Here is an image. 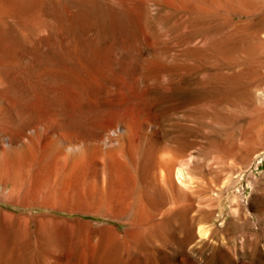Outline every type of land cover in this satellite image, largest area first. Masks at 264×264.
<instances>
[{"label": "rangeland", "instance_id": "1", "mask_svg": "<svg viewBox=\"0 0 264 264\" xmlns=\"http://www.w3.org/2000/svg\"><path fill=\"white\" fill-rule=\"evenodd\" d=\"M0 157V264H264V0H0Z\"/></svg>", "mask_w": 264, "mask_h": 264}, {"label": "bare ground", "instance_id": "2", "mask_svg": "<svg viewBox=\"0 0 264 264\" xmlns=\"http://www.w3.org/2000/svg\"><path fill=\"white\" fill-rule=\"evenodd\" d=\"M150 124V123H149ZM75 125V124H74ZM139 125H141V122H139ZM98 133L101 136L100 140H81L79 142H73L70 141L68 139H63V138H57L56 137V141L53 142L51 141V143H54L56 145L55 150L52 151L53 155H59L61 153L64 154V156H66V163L63 165V168H61V173L65 176L67 175H76V176H82L83 174L87 173V171H89L88 169L91 167L92 165L96 166L97 163V157L100 158L98 152L102 150H104V156L106 158V160L110 161L111 163H113L114 157H115V152L114 149L118 143V141H116V139L114 138V136H121L124 139H128V137L130 136V130L127 127L126 121L124 120L123 117H121L120 115L118 117H116V120L114 121L113 126H100L98 128ZM149 133V132H148ZM35 134V133H34ZM40 137V136H39ZM38 137V138H39ZM43 137V136H42ZM46 137V136H45ZM146 138V137H145ZM120 140V139H119ZM33 141V140H32ZM40 141V140H38ZM43 141V140H42ZM144 146V145H143ZM125 147V146H124ZM117 149V148H116ZM115 149V150H116ZM25 151V150H24ZM102 152V154H103ZM125 152V151H124ZM130 152V151H128ZM51 153V152H50ZM148 153V152H147ZM23 154V152H22ZM62 154V155H63ZM132 156V155H131ZM129 158V155L127 156ZM1 158V157H0ZM23 158V157H22ZM190 158V157H189ZM143 159V158H142ZM172 159V158H171ZM8 160V159H7ZM102 160V159H101ZM134 160V159H133ZM173 160V159H172ZM9 161V160H8ZM107 162V161H106ZM171 162V160L169 161ZM8 163V162H7ZM165 163V162H164ZM187 163L188 161L185 160L184 162H182L181 165H179V168L177 169V178L180 179L181 184H185L186 183V172L185 169L187 167ZM115 165V164H114ZM113 165V166H114ZM98 166V165H97ZM103 166V165H102ZM105 167V166H104ZM178 167V166H177ZM94 168V167H93ZM107 168V167H106ZM169 168V167H168ZM105 170V168H103ZM113 169V168H112ZM174 169V168H173ZM101 170V169H100ZM144 170V169H143ZM113 171V170H112ZM168 171V169H167ZM116 172V171H115ZM124 173V172H123ZM139 173V172H138ZM170 173V172H169ZM88 174V173H87ZM116 174V173H115ZM121 176L124 174L119 173ZM171 174V173H170ZM190 174V173H189ZM188 174V175H189ZM88 176V175H86ZM117 176V175H116ZM119 176V175H118ZM162 176V175H161ZM123 177L122 180H123ZM139 177V176H138ZM120 178V179H121ZM139 179V178H138ZM168 179V178H167ZM150 180V179H149ZM171 180V179H170ZM178 180V179H177ZM189 180V179H188ZM151 181V180H150ZM159 181V180H158ZM154 182V180H153ZM155 184V183H154ZM144 185V184H143ZM150 185V184H149ZM167 186V185H166ZM125 190V191H124ZM122 191L123 194H121L122 196L120 197V202L119 204L121 205V210H127L128 214L129 212H135L133 214H137L136 212L140 210V206L138 207L137 205H130L128 204V196L126 194L127 190L124 189ZM120 191V190H119ZM168 194V193H167ZM171 194V193H170ZM119 197V196H118ZM176 197V196H175ZM136 201V200H135ZM135 203V202H134ZM133 203V204H134ZM137 204V203H136ZM125 207V209H123V207ZM142 209V208H141ZM132 214V215H133ZM45 217V215H44ZM42 219L41 222L44 221V218H40ZM48 219V218H47ZM47 221V220H46ZM45 221V223H46ZM48 222V221H47ZM43 224V223H42ZM200 232V231H199ZM201 233V232H200ZM112 264V263H111Z\"/></svg>", "mask_w": 264, "mask_h": 264}]
</instances>
